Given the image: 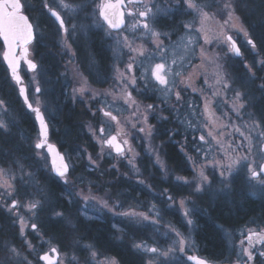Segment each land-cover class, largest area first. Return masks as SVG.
<instances>
[{"label":"rangeland","instance_id":"374dc122","mask_svg":"<svg viewBox=\"0 0 264 264\" xmlns=\"http://www.w3.org/2000/svg\"><path fill=\"white\" fill-rule=\"evenodd\" d=\"M21 1L23 2L24 9L29 11L32 15L36 40L39 42L41 50L46 47L49 36L46 34V29L39 26L40 17L45 16L55 26L53 39L59 66L54 73L56 78L52 79L50 76L53 72L47 71L46 69L44 70L43 65L41 64V56L37 52L40 56L39 59L37 57V72L32 73L26 69L23 70V76L27 81L30 92V101L37 106V94L34 89L36 86L35 81H38L39 86L42 88V93L38 97V106H40L42 111L45 112L47 118L52 119L55 114L53 110L54 104L51 99L55 98L59 89L64 91L63 94L69 102L73 105L83 106L89 113V117L85 121L84 126V134L88 140L87 144L83 146L81 145L79 148V154L74 151H69L68 144L64 145V153L70 166V174L68 176L69 183L65 184L68 193H80L81 196L94 195L97 197V200L101 197L108 198L109 207H112L117 203L123 205L122 207L113 208L114 212L135 211L137 213H146L150 216V219H158V224L150 226L147 225V222H130L127 218L120 215H114L107 209L98 212L91 206L84 211L82 210L83 201L74 195L68 199L67 206L68 208L73 207L77 216L94 221H104V219L107 218L117 232V241L123 239L126 240V236H128L127 234L129 233L137 232V234L140 235L141 232H146L150 239L149 237H147V239H135L134 236H132L133 238L131 237V240V238L128 237V243L131 244L135 252L143 257L144 264H146L148 258L153 254L137 251L133 245L144 241L149 247L155 246L164 250L172 245L175 236L171 233L170 229H175L182 233L186 238V250L185 253L178 254V259L170 258L167 264H190L187 257L190 255H198L197 244L195 241L196 224L194 221V214L203 208L202 201H204L205 195H207L212 202H215L219 198L227 199L232 190L236 193V186H238L237 193L244 192L246 196L254 199L264 198V186L260 185L257 181L250 179V174L245 165H241L239 170L230 177L229 188L224 189L223 192L217 191L222 187L218 174L219 169L212 165L216 161L223 159V154L225 150L228 149L229 144H232L233 148L242 143L246 145L244 136L240 135L241 132H243L245 136L252 135L255 137L258 131L264 130V126L252 108L254 103L251 89L253 87L250 85L241 86V83H239V80L241 79L237 78L230 69V66L236 62L234 54L222 55L219 63L223 65L222 71L227 74L229 82L232 84V88L246 95L247 99L242 101L246 103V109L241 110L239 116H237L232 110V104L235 99L232 90L222 91L219 97H214L212 95V91L209 90L208 85L214 83L212 73L216 69L213 65H208L207 67L208 85L204 84V77L201 75L203 69L200 67L201 60L199 56V45H195V55H191L186 51V47L192 46L188 44V41L194 39L196 34H190L189 31L183 27L184 24L189 23L193 19L192 15L188 14V10L185 7L177 8L173 6L169 13H162L158 16L155 30L169 34L170 39H167L164 36L159 37V39L163 40L164 44L167 46L164 58L168 64H172L173 60L176 61V64L172 65V67L182 72L180 79H183L185 84H190L191 87L184 91L185 103L182 104L181 101L177 103L175 111L172 110V105L176 103L174 96L166 97L164 93L153 90L151 87L139 92L135 89H130L134 98H136L141 105V112L144 111L145 106L148 104L158 106L159 109L155 113H147L148 123L143 125L146 129L149 126L152 127L153 135L151 137L138 132L133 133L131 136L130 142L134 148V152L139 154L134 161L136 168L133 169L126 160L116 157L114 152H112L111 155H99L102 142L99 140L98 129L101 126V120L104 121L108 134H116V124L115 122L102 117V113L97 112V109L103 107L105 111H111L112 114L116 115L121 121L125 118L134 120L131 116V110L128 109V106L124 104L123 100L119 99V86L114 87V68L119 65L122 70L124 69V65L128 59V50L122 48L116 43L115 39H112L107 35V32L111 30L107 29V26L104 25L102 21H100L99 24H93V20L97 19L96 14L98 13V9L96 8V5L100 3V0H87L82 3H72L63 0L65 4L70 6L71 10L58 7L60 0H48L49 6L56 7V10L61 13L70 33L72 24L77 25L76 32L67 38L60 31L59 23L54 20L44 7L45 0ZM252 1L253 0H231L234 8V17H239V21L242 23L243 28L248 35L245 36L244 32L229 30L227 26L224 27L223 31L232 35L234 40L237 39L242 46V50L250 54V58L253 60V71L256 73L255 78L251 77L248 74L247 68L244 67L245 64H248L246 53L238 56L237 62H239L245 70L246 79L248 80L247 82L253 85L255 91L259 93V97L264 99V89L258 86L261 83H264V66L258 63L259 61L264 60V55L260 50L253 49L247 43L251 34H249V29L245 26V23L237 11V6L239 7V4L240 7L242 6L243 10H246L247 6H249ZM155 2L164 6L169 0H155ZM170 2L174 5L175 0H170ZM197 2L210 17H215L214 19H209L207 26L213 32L221 31V28L217 23V21L222 23L221 17L215 14L219 11V6L222 4L223 0H197ZM78 5H82V8L77 7ZM226 18L225 15L224 19ZM161 19L169 20L174 24L170 23L173 24L169 25L170 29L160 28L159 25L161 23H159V20ZM131 21L132 18L128 17L124 28L119 33L121 36L129 35L131 37ZM196 27H199L198 23ZM94 35H97L104 42L110 56L106 74H103L100 69H98V63L88 45V42L90 43V39ZM116 35L117 33L113 32V36ZM152 39L154 38H146L144 40L138 39L134 45L138 48L142 45L145 50H153V55L151 56H137V65L143 61V67L134 66L137 75L147 70L145 74L149 79L151 67L155 63L161 61V54L155 52V45L152 43ZM65 42L70 45L69 49L64 47ZM199 44H203L202 39ZM39 45L36 47V44L33 43L30 46V50H32L34 55ZM206 47H208L210 51H215L212 46ZM2 50L3 48L0 47V59ZM69 59L72 61L71 64L68 63ZM77 72L78 76H76ZM76 79L86 80L87 87L91 92L105 93L106 95L99 96L96 100H92L90 99V93H86L82 98L78 95L73 99L72 88L74 86H79L75 82ZM152 83H154V81H152ZM180 87L183 88L184 84H181ZM193 89H195V91H193ZM176 90L180 89L178 88ZM165 100L166 103H163L162 101ZM206 103L210 106V112H214L212 123H209V113L205 112ZM93 112L97 113L95 117L92 115ZM250 115L255 120L261 122L260 129L253 130L252 120L249 119ZM31 117V119L34 120L32 115ZM162 117L166 119H162ZM0 123H3L8 128L7 131L0 128V131L3 133H9L15 130L21 131L20 120L17 119L15 113L6 103H4L3 106H0ZM156 124L163 125L161 127L169 132L168 139H177L180 142L181 149L185 155L186 163L189 168L190 174L188 176H180L167 168L163 159V153L160 149L161 147L156 141L159 128H157ZM90 127L96 130V135L92 134L89 130ZM129 128V125H125L126 131H128ZM236 129H239V131ZM209 131H211L217 139L223 141V148L217 145L216 140H213L212 137L208 136ZM19 133L21 135V139H19L20 142L25 143L32 149L34 165H32L33 162L26 159L24 156L20 157L13 155L7 159L4 154L3 156L0 155V168H12V171L17 178L13 181L19 191L17 198L23 197L25 203L32 199L40 200L42 201L43 206L37 210L33 219H30L32 213H29L26 208L20 210V215L24 217L25 222L28 224V227L25 228L24 237H21L19 234L20 223L18 218L13 217L5 209L1 208L15 221L14 223L18 229L17 237L20 242L15 244L13 241H0V264H5L6 258L12 255L8 252V247L17 248L21 253V257L27 256L28 259L32 261V264H44L42 261L38 260V254L42 255L43 252L48 251L52 247H56L60 251V261L58 264H85V259L89 255L88 251L85 249V245H89L87 242H81L71 236L69 241L64 245L65 247H63L60 246L55 239L46 237L44 232L40 229L44 213H48L47 216H49V218H57L66 222L64 224H70L72 226L70 223L71 219H69L70 217H67V215L61 210H56V208H54L52 201L49 199L46 187L41 180L42 177L48 179L56 177L52 173L49 158L45 151L39 150L44 154V158L38 159L35 155L37 150L34 149V144L37 140L38 130L34 128L32 134H29L28 132L26 134H23L22 132ZM221 133H223V135H221ZM202 134L205 136L207 143L199 140V136ZM253 143H255V140ZM104 151L107 153L110 150L105 148ZM246 154L244 148H240L238 151L229 150L227 152L229 157L244 156ZM89 157L92 158L91 161L89 160ZM254 158L257 159L258 162H264L259 161V158L256 157L255 154L249 156V160ZM92 161H95V163H92ZM205 165H207V167H204L203 170L212 182L211 189L206 188L203 192L195 193L194 185L186 184L184 181H192L201 171L202 166ZM29 173H31V175H28ZM22 176L24 177L23 180L20 179ZM177 177L180 178L179 181L176 179ZM146 178L149 179V181ZM154 179L161 180L164 184H167L168 182L172 183L174 191L171 192L167 188L153 187L152 181L150 183V180ZM117 180L122 181L125 187L122 189L113 187ZM139 180H143L144 183H138ZM89 187H91V192H89ZM131 188L135 189L133 193L130 190ZM165 189L167 190V194L174 198L176 202L175 206H166V203L170 202H167L166 197L161 195ZM175 190L178 192L175 193ZM3 191L4 189L0 188V192ZM182 199L186 201L190 200L192 202L186 203L185 208L195 210L188 218H185L183 215L185 209L179 207V201ZM2 203L3 200H0V204ZM153 204L161 212L159 218L149 212V206ZM56 213H62V215L57 216ZM173 213L177 214L178 222H175L170 218V214ZM186 219H191L193 224L188 225ZM33 222L38 225L37 232L31 230L30 225ZM249 229L260 231L264 229V224L259 222L258 224L250 223L240 226L235 230L223 232L228 250L231 254V256L224 261L226 264H230V262L231 264H235V261L237 260L236 252L239 251L240 240L243 238L242 233L246 235ZM229 234H231V238L229 237ZM25 239L29 240L34 245L33 252L29 253L27 245L23 244ZM246 243L247 242H245V245ZM21 257H14L12 264H18ZM106 258L114 259L116 264H119L118 260L113 256L102 254L98 257L99 260L104 261V264H107ZM243 259H246V257H243ZM156 264H160V261L157 260ZM256 264H264V258L257 256Z\"/></svg>","mask_w":264,"mask_h":264},{"label":"snow or ice","instance_id":"6c2138e0","mask_svg":"<svg viewBox=\"0 0 264 264\" xmlns=\"http://www.w3.org/2000/svg\"><path fill=\"white\" fill-rule=\"evenodd\" d=\"M173 6L177 8L185 7L188 10V14L193 17L189 23L183 25L184 29L188 30L190 34H196L194 39L188 41V44L192 46L186 47V51L191 55H195V45H199V56L201 60L200 67L203 69L201 75L204 77L205 85H208V65H213L216 69L212 73L214 83L208 85L209 90L212 91V95L214 97H219L222 91L232 90L235 97L232 104V110L237 116H239L241 110H245L247 107L246 103L242 102L247 99L246 95L232 88V84L229 82L227 74L222 71L223 65L219 63L222 55H242L240 47L237 45L233 36L228 34V32L223 31L225 26H227L229 30L244 32L245 36L248 35L244 30L242 23L239 21V17H234V8L231 0H223L222 4L219 6V11L215 14L219 15L222 20V23L217 21L221 28V31L219 32H213L207 26L209 19H214L215 17H210L209 14L203 10L197 0H175L174 5L169 0L164 6H161V4L155 2V0H100V3L96 5L98 13L96 14L97 19L93 20V24H99L100 21H102L104 25H107V29L112 30L108 31L107 35L110 38L115 39L116 43L122 48L128 50V59L124 65V69L122 70L119 65L114 68V87L119 86V99L123 100L124 104L131 110V116L134 120L125 118L121 121L116 115H113L111 111H105L103 107L98 108L97 112L102 113V117L107 118L109 121L115 122L116 124V134H108L107 127L105 126L104 121L101 120V126L98 129L99 140L102 142L99 155H111L112 152H114L116 157L126 160L133 169L136 168L134 161L139 154L134 152V148L130 142L131 136L133 133L138 132L151 137L153 135L152 127L149 126L146 129L143 125L148 123L147 113H155L159 109L158 106L148 104L145 106L144 111L141 112V105L137 99L134 98L130 89H135L139 92L151 87L153 90L164 93L166 97L174 96L176 103L172 105V110L175 111L177 103L182 100V92L191 87L190 84H185L184 80L180 79L182 72L172 67V65L176 64V61L173 60L172 64H168L164 58L167 46L164 44L163 40L159 39V37L164 36L165 38L170 39L169 34L155 30L157 17L162 13H169ZM44 7L59 23L60 31L66 38L76 32L77 25L72 24L70 33L69 28L66 26L65 19L62 17L61 13L56 10V7L49 6L48 0H45ZM58 7L71 10L70 6L65 4L63 0H60ZM77 7L82 8V5H78ZM126 15L132 18L130 23V29L132 32L131 37L129 35L121 36L119 34L125 26ZM225 15L227 17L226 19H224ZM197 23L199 24V27H196ZM113 31L117 33L116 36H113ZM146 38H154L152 39V43L155 45V52L161 54V61L155 63L151 67L150 79L145 74L147 70L137 75L134 68V66L143 67V61L137 65V56L148 57L153 55V50H145L142 45L139 48L134 46L136 40H144ZM34 39L35 32L33 24L30 22L29 17L23 14V4L21 3V0H0V41H2L3 46L2 58L10 70L12 79L16 85L19 86V94L23 98L27 109L34 114V119L37 122L38 135L34 144V149L37 150L35 155L38 159L44 158V154L39 151L44 149H46L47 153L53 154L55 176L64 184H68L70 166L65 162V157L59 153L56 147L48 142L49 122L46 119L45 112L42 111L40 106H38V97L42 93V88L39 86V82L35 81L36 86L34 91L37 94V106L34 107L33 103L29 100L28 88L24 84V79L19 74L22 64L26 65L29 72H37V63L34 59L29 58L31 56L29 45L32 44ZM201 39L203 40L202 45L199 44ZM247 43L251 45L253 49L256 48V44L252 39H248ZM206 46H212L215 51H210ZM64 47L69 49L70 45L65 42ZM71 62V59H69L68 63L71 64ZM258 63L264 66V60H261ZM244 67L248 69V74L255 78L256 73L253 71L254 66L245 64ZM76 76H78V72L76 73ZM152 81H154V83H152ZM75 82L79 86H74L72 88L73 99L78 95L82 98L86 93H90V99L92 100H96L99 96L106 95L105 93L91 92L87 87L86 80L76 79ZM181 84H184L183 88L180 87ZM258 86L264 89V83H261ZM178 88L180 90H176ZM193 91H195V89H193ZM162 102L166 103V100ZM4 103L3 100H0V106H3ZM205 112L209 113V123H212L214 112H210V106L207 103L205 104ZM92 115L95 117L97 113L93 112ZM162 119L166 118L162 117ZM249 119L252 120L253 130L261 128V122L255 120L251 115L249 116ZM125 125L130 126L128 131L125 130ZM0 128L5 131L8 130L7 126L3 123H0ZM89 130L93 135H96L95 129L90 127ZM236 130L239 131V129ZM221 135H223V133H221ZM240 135L244 136L246 145L242 143L233 148L232 144H229L228 149H226L223 154V159L216 161L212 165L219 169L218 174L222 185V187L217 190L219 192H223L224 189L229 188L230 177L239 170L241 165L246 166L251 180H255L260 185L264 186V162H258L255 158L249 160V156L255 154V156L259 158V161H264V130L258 131L255 137L252 135L245 136L243 132H241ZM208 136L212 137L213 140H216L217 145L223 148V141L217 139L211 131L208 132ZM199 140L207 143L203 134L199 136ZM254 140L255 143H253ZM105 148L110 151L106 153L104 151ZM240 148H244L247 154L235 157H229L227 155L229 150L238 151ZM57 160H59V163L56 162ZM89 160L91 161L92 158L89 157ZM92 163H95V161H92ZM204 167H207V165L202 166L201 171L192 181H184L186 184L194 185L195 193L203 192L206 188L211 189L212 182L210 181L209 176L205 174V171L203 170ZM28 175H31V173ZM16 179L17 178L11 167L0 168V188L4 189L3 192H0V200H3V203L0 204V208L5 209L13 217L18 218L20 223L19 234L21 237H24L25 228L28 227V224L25 222L24 217L20 215V210L26 208L29 213H32L30 219H33L37 210L43 205L40 200L32 199L25 203L23 197L17 198L19 191L13 183ZM20 179L23 180L24 177L22 176ZM176 179L178 181L180 180L179 177ZM138 183L143 184L144 181L139 180ZM89 192H91V187H89ZM68 195L69 197L75 195L81 199L83 201L82 210L84 211L91 206L98 212L107 209L114 215H120L127 218L130 222H147V225L150 226L158 224V219H150V216L146 213H137L135 211L114 212L113 208L122 207L123 205L117 203L112 207H109V199L105 197H101L97 200V197L94 195L81 196L80 193L74 194L73 192H69ZM161 195L166 197L167 202H170L166 203V206H175L176 202L174 198L167 194L166 189ZM186 203L192 202L190 200L186 201L182 199L179 201V207L185 209L183 215L185 218H188L195 210L185 208ZM149 212L153 213L157 218L161 216L160 210L157 209L154 204L149 206ZM56 215L61 216L62 213H56ZM186 223L192 225L193 221L191 219H186ZM30 227L33 232L38 231L37 223H31ZM170 231L175 236V239L173 240L172 245L164 250L155 246L149 247L144 241L133 245L137 251L153 254L148 258L146 264H156L157 260L160 261V264H167L170 258L178 259V254L185 253L187 240L184 235L175 229H170ZM242 236L243 238L240 240L239 251L236 252L237 260L235 261V264H256L257 256L264 258V229L260 231L249 229L248 233L246 235L242 233ZM229 237L231 238V234H229ZM245 242H247L246 245ZM23 244L27 245L29 253L34 251V245L29 240L25 239ZM85 249L89 253L88 257L85 259V264H104V261L98 259L102 253L97 251L95 245H85ZM7 250L12 255L6 258L5 264H12L14 257H21V253L17 248L8 247ZM243 257H246V259H243ZM37 258L39 261H43L44 264H58L60 261V251L58 248L52 247L48 251L43 252L42 255L38 254ZM187 259L195 261L196 264H208V261L195 256H188ZM106 260L107 264H116L114 259L106 258ZM18 264H32V261L29 260L27 256H23L18 261Z\"/></svg>","mask_w":264,"mask_h":264},{"label":"trees","instance_id":"16d2710c","mask_svg":"<svg viewBox=\"0 0 264 264\" xmlns=\"http://www.w3.org/2000/svg\"><path fill=\"white\" fill-rule=\"evenodd\" d=\"M67 1L82 3L87 0ZM237 11L245 23V26L249 31H252L251 34L258 43L259 48L264 51V0H253L252 3L247 6L246 10H243L242 6L240 7L239 4V7L237 6ZM27 13L32 19L30 12L27 11ZM168 21L169 20L166 19L159 20V23H161L159 27L170 29L169 25H173L174 23ZM39 26L46 29V34L49 36V39L43 50H41L39 42L35 40L34 43L36 47L39 45L38 49L35 51V55L38 59L41 56V64L44 70L46 69L47 71L53 72L50 77L54 79L56 78L54 73L59 68L57 61L58 56L53 39L55 26L45 16L40 17ZM88 45L98 63V69H100L103 74H106L110 56L104 42L97 35H94L91 37ZM230 69L237 78L242 80V82L239 80L241 86L250 85L253 87L251 89L254 103L252 108L264 126V99L259 97L260 95L255 91L254 86L247 82L246 72L239 62H234V64L230 66ZM63 92L64 91L59 89L55 98L51 99L54 104L53 110L55 113L53 118L50 119L51 139L62 152L65 150L64 145L68 144L69 151H74L79 154L81 145H86L88 141L84 134V126L85 121L89 117V113L83 106L73 105L69 102L67 98H65ZM0 99L12 109L17 119L21 122V131L15 130L9 133L0 131V155L3 156L5 154V158L7 159L13 155L20 157L24 156L26 159L33 162L32 149L25 143L20 142L19 139H21V135L19 132L23 134L27 132L32 134L34 122L26 114L24 104L2 59H0ZM156 126L157 128L159 127L156 141L161 147L160 149L163 153V159L167 168L180 176H188L190 174L189 168L180 142L177 139H168L169 132L161 127L163 125L156 124ZM32 165H34V162ZM41 180L46 187L49 199L52 201L54 208H56V210H61L67 217H70V223L72 224V226L70 224H64L66 222L57 218H49V216H47L48 213H44L45 215L43 214V222L40 229L44 232L46 237L55 239L60 246L65 247L64 245L69 241L71 236H73L76 240L95 245L99 253L115 257L119 264H144L143 257L133 250L131 244L128 243V239L132 236H134L135 239H147L149 236L146 232H141L140 235L137 234V232L129 233L127 234L128 236H126V240L117 241V232L107 218L104 219V221L87 220L77 216L73 207L68 208L67 204L70 197L66 185L61 180L57 177L52 179L42 177ZM147 180L149 181V179ZM151 181L155 188H167L171 192L174 191V187L170 182L164 184V182L157 179L150 180V183ZM113 187L122 189L125 186L122 181L117 180ZM130 190L132 193L135 191L133 188ZM177 192L178 191L175 190V193ZM237 192L238 186H236V193L232 190L227 199L219 198L215 202H212L210 198L205 195L204 201H202L203 208L194 214L197 254L209 261L224 262L231 256L223 234L224 231H232L250 223L258 224L259 222L264 224V198L254 199L246 196L244 192ZM170 216L175 222H178L176 213L170 214ZM0 228V241H13L15 244L20 242L17 237L18 229L14 220L10 217L3 218L1 212Z\"/></svg>","mask_w":264,"mask_h":264},{"label":"flooded vegetation","instance_id":"af4514ba","mask_svg":"<svg viewBox=\"0 0 264 264\" xmlns=\"http://www.w3.org/2000/svg\"><path fill=\"white\" fill-rule=\"evenodd\" d=\"M22 2V1H21ZM22 4H23V2H22ZM23 12L25 13V14H27L28 15V17H29V19L33 22V20L31 19V17L29 16V14L27 13V11L24 9V6H23ZM127 18H128V16L126 15L125 16V21L127 20ZM126 24V23H125ZM249 32V34H251V30L250 31H248ZM249 39H252L254 42H255V44H256V48L255 49H258V50H260L261 52H262V54L264 55V51L263 50H261L260 48H259V45H258V43L255 41V39L253 38V36H252V34H251V36L249 37ZM236 41V43H237V45L240 47V50H241V53H242V55H244L246 52H244L243 50H242V46H241V44L239 43V41L236 39L235 40ZM249 46H251V45H249ZM0 47L2 48V43H1V41H0ZM30 52H31V56L29 57V58H31V59H34L35 60V62L37 63V57H36V55H34L33 54V52H32V50H30ZM235 56V61L237 62L238 61V56H236V55H234ZM246 57H247V63H248V65H252L253 64V60L250 58V54L247 52L246 53ZM251 63V64H250ZM24 69H26L27 70V67H26V65H23L22 64V66H21V68H20V72H21V75H22V77H23V79H24V84L27 86V88H28V85H27V81H26V79L24 78V76H23V70ZM247 71H248V69H247ZM28 94H29V97H30V92H29V89H28ZM181 103L183 104V103H185V92H182V100H181ZM33 106L35 107L36 105H34L33 104ZM24 108H25V110H26V114L30 117V118H32L31 117V115L33 116V119H34V114L33 113H31L25 106H24ZM46 119L48 120V122H49V137H48V142H50V143H54V141L51 139V122H50V119L49 118H47L46 117ZM33 122H34V127L38 130V128H37V125H36V122H35V119L33 120ZM0 212H1V214L3 215V218L4 217H9L8 216V214H7V212H5V211H3L1 208H0ZM1 229V228H0ZM202 257V256H201ZM214 264H226L225 262H223V261H217V262H214Z\"/></svg>","mask_w":264,"mask_h":264},{"label":"water","instance_id":"95a60500","mask_svg":"<svg viewBox=\"0 0 264 264\" xmlns=\"http://www.w3.org/2000/svg\"><path fill=\"white\" fill-rule=\"evenodd\" d=\"M22 3V2H21ZM23 14L24 15H27V14H25L24 12H23ZM28 16V15H27ZM30 20V19H29ZM56 20V19H55ZM31 22V21H30ZM32 23V22H31ZM33 24V23H32ZM107 26V25H106ZM33 28H34V26H33ZM34 32H35V30H34ZM35 40V39H34ZM34 40H33V42H34ZM2 42V41H1ZM32 42V43H33ZM31 45V44H30ZM29 45V46H30ZM30 50V49H29ZM3 53V52H2ZM1 58H2V55H1ZM2 61H3V58H2ZM3 63H4V65L6 66V68H7V70H8V73H9V76L11 77V73H10V70L8 69V66H7V64L3 61ZM20 75H21V73H19ZM11 79H12V77H11ZM12 81L14 82V80L12 79ZM15 83V82H14ZM16 84V83H15ZM17 87H18V91H19V86L18 85H16ZM19 96H20V94H19ZM20 98H21V100H22V102L24 103V100H23V98L20 96ZM30 100V99H29ZM31 102V101H30ZM24 105H25V103H24ZM25 107H26V105H25ZM27 108V107H26ZM36 122V121H35ZM36 125H37V122H36ZM37 128H38V125H37ZM49 137V136H48ZM50 143V142H49ZM52 145H54L55 147H56V149L59 151V153L61 154V155H63L64 157H65V162H67V160H66V156H65V154L63 153V152H61L60 151V149L58 148V146L56 145V144H53V143H51ZM45 150V152H46V154H47V156H48V158H49V163H50V167H51V170H52V173H53V175L55 176V173H54V168H53V159H54V155L53 154H49V153H47V151H46V149H44ZM57 163H59V160H57L56 161ZM68 163V162H67ZM190 256H195V257H199L200 259H203V260H206V261H208L207 259H205V258H203V257H200V256H198V255H190ZM190 263H192V264H196V262L195 261H193V260H188ZM43 262V261H42ZM44 263V262H43ZM208 264H214L213 262H211V261H208Z\"/></svg>","mask_w":264,"mask_h":264},{"label":"bare ground","instance_id":"6f19581e","mask_svg":"<svg viewBox=\"0 0 264 264\" xmlns=\"http://www.w3.org/2000/svg\"><path fill=\"white\" fill-rule=\"evenodd\" d=\"M16 86V85H15ZM16 89H17V92H18V94H19V91H18V87L16 86ZM29 95V94H28ZM29 99H30V97H29ZM35 128V127H34Z\"/></svg>","mask_w":264,"mask_h":264}]
</instances>
